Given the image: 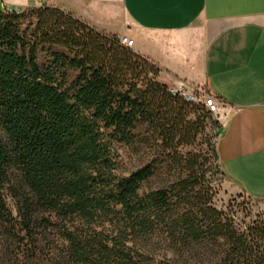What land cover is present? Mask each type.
I'll list each match as a JSON object with an SVG mask.
<instances>
[{"label": "trees", "instance_id": "trees-1", "mask_svg": "<svg viewBox=\"0 0 264 264\" xmlns=\"http://www.w3.org/2000/svg\"><path fill=\"white\" fill-rule=\"evenodd\" d=\"M20 9L0 10V228L24 251L5 264H264V222L215 206L217 143L182 152L206 108L118 37Z\"/></svg>", "mask_w": 264, "mask_h": 264}, {"label": "crops", "instance_id": "crops-1", "mask_svg": "<svg viewBox=\"0 0 264 264\" xmlns=\"http://www.w3.org/2000/svg\"><path fill=\"white\" fill-rule=\"evenodd\" d=\"M4 9L38 7L2 0ZM156 65L159 83L187 82L220 104L219 163L229 190L264 207V0H43Z\"/></svg>", "mask_w": 264, "mask_h": 264}, {"label": "rangeland", "instance_id": "rangeland-1", "mask_svg": "<svg viewBox=\"0 0 264 264\" xmlns=\"http://www.w3.org/2000/svg\"><path fill=\"white\" fill-rule=\"evenodd\" d=\"M4 9V4L0 1V10ZM42 57V56H41ZM176 82L174 85H176ZM172 85V86H174ZM206 91V90H205ZM207 92V91H206ZM193 119L196 118L195 114L192 116ZM221 126L219 118L211 115L206 121V132L201 137L198 142L193 145V147L184 148L182 152L184 154L201 151L210 152L209 156H212L211 147L207 143V139H211V144L217 143L218 137L215 133L218 131V128ZM214 168L217 166L219 169L212 170L208 174V178L212 181V186L215 188L217 194L215 197V206L219 210L225 211L230 216L234 217L239 228L246 230L248 227L253 226L255 222H264V207L260 202L252 199L244 193H235L229 190L227 186V178L221 168L219 162L212 161ZM11 207L14 210L13 202ZM16 216V213H14ZM7 243L5 237L0 228V264H5L9 259L15 262V259L22 260L23 252H19L17 247H12L9 250V253L6 251ZM7 252V253H6ZM8 257V258H7Z\"/></svg>", "mask_w": 264, "mask_h": 264}, {"label": "built area", "instance_id": "built-area-1", "mask_svg": "<svg viewBox=\"0 0 264 264\" xmlns=\"http://www.w3.org/2000/svg\"><path fill=\"white\" fill-rule=\"evenodd\" d=\"M2 1V0H0ZM40 5L38 7L43 6V0H36ZM36 7V8H38ZM10 12L21 13V9L19 8H11L8 9ZM120 44L126 46L127 48L132 49L134 47V41L129 39L128 36H123L119 39ZM170 93L173 96H178L184 99L186 102L195 105H202L206 108L209 114L218 117L220 111V104L218 100L205 90L197 87H193L187 82L179 81L176 85L170 86Z\"/></svg>", "mask_w": 264, "mask_h": 264}]
</instances>
